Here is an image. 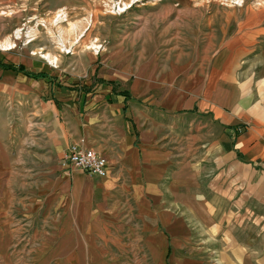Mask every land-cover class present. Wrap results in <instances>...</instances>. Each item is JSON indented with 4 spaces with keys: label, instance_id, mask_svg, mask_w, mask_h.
Listing matches in <instances>:
<instances>
[{
    "label": "crops",
    "instance_id": "0c3cea01",
    "mask_svg": "<svg viewBox=\"0 0 264 264\" xmlns=\"http://www.w3.org/2000/svg\"><path fill=\"white\" fill-rule=\"evenodd\" d=\"M72 7L0 0V105L13 99L29 118L0 119V264H264V6L220 26L209 16L204 42L195 30L135 65L113 57L92 88H60L57 58L29 38ZM26 135L29 185L26 155L11 148ZM78 142L107 159L106 176L64 162Z\"/></svg>",
    "mask_w": 264,
    "mask_h": 264
},
{
    "label": "rangeland",
    "instance_id": "374dc122",
    "mask_svg": "<svg viewBox=\"0 0 264 264\" xmlns=\"http://www.w3.org/2000/svg\"><path fill=\"white\" fill-rule=\"evenodd\" d=\"M260 6H264V0H73L71 16L68 18L64 15L60 16V12L59 16L56 14L43 16V20L40 19L39 23L40 30L32 33L29 39L35 36L36 52H48V56L57 58L58 63L55 66L58 78L63 76L56 83L58 86L61 85L60 88H73V85L83 88L84 84L92 88L101 79L98 77L101 75V69L102 73H111L120 65L118 63L115 66L113 57L121 55L122 63L135 65L138 58L146 59L167 53L169 38L177 33L181 37H186V40H194L195 30L197 36L204 42L210 38L209 16L217 14L214 19L217 23L215 25L220 26L227 24L231 19L229 11ZM44 7L46 6L42 8ZM198 9L204 14L201 17V27L195 26L193 22L196 18L195 11ZM66 19H68L67 27L64 26ZM173 22L179 26L168 30V26ZM179 29L181 32H178ZM189 46L188 52L193 48V44ZM177 54L176 50L172 52V56ZM65 76L71 77L74 81L65 80ZM46 97L43 95V99ZM16 102L10 100L8 114L2 112L0 105V119L2 117L6 119L5 115H10L11 126L18 118L29 119L28 112H23V108H16L15 105L19 104ZM243 128L244 125L238 126V129ZM25 137L23 150L14 144L11 148L14 153L20 150L26 155L25 179L29 185L34 179L30 175L33 173L29 172L37 163L31 158L35 145L32 141L33 135ZM35 219L31 213L22 219L21 223L27 224L28 233L32 231ZM19 239L15 237V243H20ZM26 244L24 256L28 258L31 242Z\"/></svg>",
    "mask_w": 264,
    "mask_h": 264
},
{
    "label": "built area",
    "instance_id": "2783aa9c",
    "mask_svg": "<svg viewBox=\"0 0 264 264\" xmlns=\"http://www.w3.org/2000/svg\"><path fill=\"white\" fill-rule=\"evenodd\" d=\"M64 162L90 175H107V159L95 149L84 147L80 142L72 143L68 147Z\"/></svg>",
    "mask_w": 264,
    "mask_h": 264
},
{
    "label": "trees",
    "instance_id": "16d2710c",
    "mask_svg": "<svg viewBox=\"0 0 264 264\" xmlns=\"http://www.w3.org/2000/svg\"><path fill=\"white\" fill-rule=\"evenodd\" d=\"M7 67H12V66L11 65H7ZM13 68H15V67L13 66ZM18 68L21 69V70L23 69L22 66H18ZM23 71L28 76H32V77H40V76L47 77V74L45 72H29L27 70H23Z\"/></svg>",
    "mask_w": 264,
    "mask_h": 264
},
{
    "label": "bare ground",
    "instance_id": "6f19581e",
    "mask_svg": "<svg viewBox=\"0 0 264 264\" xmlns=\"http://www.w3.org/2000/svg\"><path fill=\"white\" fill-rule=\"evenodd\" d=\"M120 10H122V9H120Z\"/></svg>",
    "mask_w": 264,
    "mask_h": 264
}]
</instances>
